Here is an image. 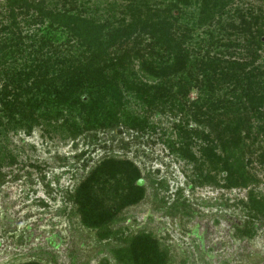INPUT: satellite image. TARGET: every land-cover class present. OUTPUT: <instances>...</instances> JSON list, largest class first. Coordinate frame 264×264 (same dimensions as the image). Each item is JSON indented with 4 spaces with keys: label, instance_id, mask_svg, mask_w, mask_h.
Masks as SVG:
<instances>
[{
    "label": "trees",
    "instance_id": "trees-1",
    "mask_svg": "<svg viewBox=\"0 0 264 264\" xmlns=\"http://www.w3.org/2000/svg\"><path fill=\"white\" fill-rule=\"evenodd\" d=\"M108 1L124 4L118 15L103 21L84 15L86 9L63 5L59 10L51 0H0V130L29 133L63 119L59 128L74 135L117 134L119 126L144 134L154 128L129 112L128 96L162 112L198 90L187 106L192 120L209 131L191 134L181 128L182 144H170V152L195 162L200 186L218 185L221 175L226 189L255 184L244 148L247 140L264 137V0H249L245 9L238 7L239 0ZM31 25L40 26L24 34V26ZM195 27L205 29L209 39L200 44V54L191 48ZM136 61L138 73L132 69ZM196 140L202 142L198 158L192 152ZM259 158L264 161V154ZM139 180L131 161L103 159L70 197L81 225L104 229L99 236L107 237L117 215L144 199ZM120 185L127 191L108 206V188L114 186L115 192ZM247 207L251 219H264V198L253 189ZM241 233L250 237L252 230ZM127 253L130 264H171L150 233L135 235L115 254L122 260Z\"/></svg>",
    "mask_w": 264,
    "mask_h": 264
},
{
    "label": "rangeland",
    "instance_id": "rangeland-1",
    "mask_svg": "<svg viewBox=\"0 0 264 264\" xmlns=\"http://www.w3.org/2000/svg\"><path fill=\"white\" fill-rule=\"evenodd\" d=\"M51 1L59 10L63 5L86 9L84 15L103 21L112 13L118 15L124 4ZM160 1L165 5L171 0ZM238 2L244 9L249 4V0ZM262 12L264 16V3ZM39 26H24L23 32L34 33ZM204 30L195 27L191 48L196 54H200V44L209 41ZM138 66L136 61L132 68L135 73ZM141 79L148 78L141 75ZM199 94L192 90L183 99L178 97L179 101L162 107V112L128 96L129 112L154 128L144 134L119 126L117 134L91 130L74 135L59 128L63 119L49 125L41 123L29 133L1 128L0 264H130L128 253L121 255L122 260L116 254L140 233H150L168 252L171 264H264V219H251L247 207L250 189L264 198V161L259 158L264 154V137L257 135L255 142L246 141L247 171L256 181L248 189L223 188V175L217 177L218 185L200 186L195 162L170 152V144L175 148L182 144L181 128L191 134L209 131L192 120L187 106ZM196 141L192 152L198 158L202 142ZM109 157L131 161L141 173L139 181L146 192L139 204L117 215L107 227L108 236L101 238L99 233L104 229L89 230L81 225L70 197L89 172ZM108 189V206L127 191L121 185L115 192L114 186ZM245 229L252 230L250 237L241 233Z\"/></svg>",
    "mask_w": 264,
    "mask_h": 264
},
{
    "label": "water",
    "instance_id": "water-1",
    "mask_svg": "<svg viewBox=\"0 0 264 264\" xmlns=\"http://www.w3.org/2000/svg\"><path fill=\"white\" fill-rule=\"evenodd\" d=\"M138 184H140V185H141V184H142V181H139V183H138Z\"/></svg>",
    "mask_w": 264,
    "mask_h": 264
}]
</instances>
